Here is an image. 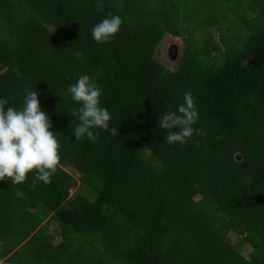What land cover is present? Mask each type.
<instances>
[{"label":"trees","instance_id":"16d2710c","mask_svg":"<svg viewBox=\"0 0 264 264\" xmlns=\"http://www.w3.org/2000/svg\"><path fill=\"white\" fill-rule=\"evenodd\" d=\"M110 15L120 32L97 43ZM85 74L111 115L95 142L74 135L68 88ZM26 89L61 164L50 184L0 181V264H264V0H0L5 110ZM188 91L205 135L169 144L159 118Z\"/></svg>","mask_w":264,"mask_h":264},{"label":"clouds","instance_id":"9594fccd","mask_svg":"<svg viewBox=\"0 0 264 264\" xmlns=\"http://www.w3.org/2000/svg\"><path fill=\"white\" fill-rule=\"evenodd\" d=\"M97 7L102 9L103 4L98 3ZM122 22L119 15L104 18L93 27L92 38L101 44L110 42L120 32ZM68 92L79 105L78 109L72 110L79 121L74 131L76 140L86 136L95 142L99 133L93 130L107 131L111 120L107 108L101 107V89L85 74L68 88ZM183 100L176 112H168L159 118V127L169 130L165 137L169 144H186L194 134L205 135L193 127L199 117L192 92H186ZM6 104L7 100L0 99V181L10 180L12 184L20 185L26 182L29 174H34L36 180L50 184L61 164V146L57 135L50 131L53 125L41 110L37 93L26 89L23 107L19 110L14 107L5 110ZM117 131L112 128L111 134L115 135ZM15 195L22 198L23 192L17 191Z\"/></svg>","mask_w":264,"mask_h":264},{"label":"rangeland","instance_id":"374dc122","mask_svg":"<svg viewBox=\"0 0 264 264\" xmlns=\"http://www.w3.org/2000/svg\"><path fill=\"white\" fill-rule=\"evenodd\" d=\"M176 46V47H175ZM172 50L176 51V53L178 52L179 57L182 55V50H183V42L180 38H176L173 36H167L163 42L161 43V46L159 47L158 50V58L164 63L166 64L169 68H173L177 65L178 61L175 63H172L171 60H175L174 59V55L175 53H171V48ZM71 174L74 175V177H76L77 179L80 178L81 174L79 173V171L75 168H66ZM80 191L83 190V188L79 189ZM78 190L75 188L73 189L72 193L77 192ZM54 227L51 228V232H53ZM249 253V249L248 247L245 248L244 250V254L248 255Z\"/></svg>","mask_w":264,"mask_h":264},{"label":"water","instance_id":"95a60500","mask_svg":"<svg viewBox=\"0 0 264 264\" xmlns=\"http://www.w3.org/2000/svg\"><path fill=\"white\" fill-rule=\"evenodd\" d=\"M176 47V46H175ZM171 49V53H175V55H174V59L175 60H171L172 61V63H175V62H177L178 60H179V55H178V52L176 53V51H174V50H172V47L170 48ZM237 160H239V161H241L242 160V156L240 155V154H238L237 155Z\"/></svg>","mask_w":264,"mask_h":264},{"label":"crops","instance_id":"0c3cea01","mask_svg":"<svg viewBox=\"0 0 264 264\" xmlns=\"http://www.w3.org/2000/svg\"><path fill=\"white\" fill-rule=\"evenodd\" d=\"M53 230H55V228H54ZM59 240H60V239H57V240H56V243H57Z\"/></svg>","mask_w":264,"mask_h":264}]
</instances>
